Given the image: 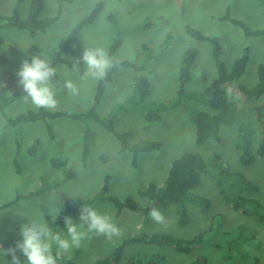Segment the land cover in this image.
<instances>
[{
	"label": "rangeland",
	"instance_id": "1",
	"mask_svg": "<svg viewBox=\"0 0 264 264\" xmlns=\"http://www.w3.org/2000/svg\"><path fill=\"white\" fill-rule=\"evenodd\" d=\"M97 1L102 5L99 13L91 23L79 30L75 40L62 53L70 65L58 63L54 66L57 69L59 85L52 86L58 103L54 108H47L49 110L82 112L89 108L97 80L84 76L85 66L79 58L87 48L102 47L108 50L114 37V31L106 20L108 13L113 15L117 26L122 28L120 45L112 58L145 64L143 74L150 82L149 92L144 98L146 102H166L174 96L181 52L184 49L195 51L189 68L190 80L184 85L186 91L202 90L215 77V67L209 56V44L187 35L184 32L185 24L218 38L225 48L221 59L228 68L243 48L247 47L248 60L244 72L236 80L237 83L252 86L256 82L258 64L264 65V34L246 37L242 35L239 27L218 19L229 9L232 16L248 27L262 28L264 0H72L61 4L60 15L53 24L43 31H36L33 36L25 30L0 28V99L21 87L16 73L23 61L27 60V47L36 44L41 57L48 58L63 41L68 30L86 15ZM29 2L30 0L20 2L18 14L21 18L26 16ZM14 3L15 0H0V16L9 15ZM56 7L55 0H43L39 16L54 14ZM146 21L153 24L147 28L136 27ZM167 34L168 44L154 57L144 61L141 45L145 44L155 50ZM132 75L133 71L124 67L114 72L112 81L104 89L96 106V112L105 115L110 111L114 115L113 129L126 131L127 140L131 143L142 140L160 143L157 150L138 152L134 166L131 164L129 150L118 152L115 136L98 123H82L67 117L48 119L47 123L53 135L49 138L42 121L21 122L13 127L4 125V116L12 117L19 112L37 108L30 98L26 99L27 93L3 108V115L0 113V205L11 200L15 194H26L36 188L41 178H61L63 170L51 166L52 158L65 159V168L72 171V176L61 182L58 192L49 190L36 196L20 198L0 209V246L3 249L14 248L17 241L22 239V224L45 221L49 227L67 236L65 225H52L54 216L63 207L64 198L90 197L100 189L106 174L109 176V194L124 203L136 207L143 206L146 200L137 190L144 188L149 182L159 185L170 162L186 151L198 152L206 160L207 167L213 168L216 165L214 173H218V168L223 167L241 176L245 181L255 183L256 189L241 190L240 194L254 199L258 213L264 212V153L262 156L253 155L254 159L248 165L239 164L234 123L220 126L218 140L209 137L198 145L194 142V127L183 108L163 110L158 122L149 123L144 122L141 112L137 109H119L118 105L124 103L131 92ZM66 80H71L77 86V94L73 95L65 88ZM256 102L262 105L264 115V93ZM257 138L258 131L255 130L252 135V150ZM34 139V153L29 155L26 148ZM84 139L87 143V153L82 162ZM12 160L18 164V172ZM208 172L209 170L201 173L199 183L191 190L192 194L205 198L207 204L203 206L186 203L183 224L177 223L174 203L160 208L166 217V223L157 224L149 215L143 222L140 211L123 208L116 213L112 204L105 199L91 201L89 206L114 219L121 229V234L108 239L103 235L87 233L79 248H73L62 256L69 257L79 249L74 259L75 264H92L107 257L114 246L134 233H168L188 239L205 229L211 218L215 217L213 222L218 221V229L220 227L221 232H230L224 236L225 240L232 239V242L228 246L222 243L220 249L214 247L212 242L197 247L195 251L203 255L205 264H238L239 261L241 264H264V217L244 216L234 212L223 202L218 187ZM83 206L69 204L66 216L79 223L80 209ZM213 230L215 232V229ZM241 250L245 253L243 251L241 254ZM17 254L21 252L17 250ZM135 254L152 255L157 264H188L192 259L191 256L176 252L167 245L127 242L117 264H124ZM0 264H9V256L0 255ZM58 264L63 263L58 260Z\"/></svg>",
	"mask_w": 264,
	"mask_h": 264
},
{
	"label": "trees",
	"instance_id": "2",
	"mask_svg": "<svg viewBox=\"0 0 264 264\" xmlns=\"http://www.w3.org/2000/svg\"><path fill=\"white\" fill-rule=\"evenodd\" d=\"M22 0H15L9 15L0 16V28H15L17 30H25L30 36L36 31H43L48 26L53 24L60 15L61 4L69 3L72 0H55L57 7L55 13L50 16L40 17L39 14L43 8V0H30L27 14L21 18L18 14V7ZM101 2L96 4L89 12L79 19L67 32L63 41L58 47L53 50L52 54L47 58L54 67L58 63L70 65L62 56L63 51L72 43L79 30L91 23L101 9ZM221 21H228L230 24L240 28L243 36L255 37L264 34V26L258 29H252L244 24L240 19L232 16L229 9L218 18ZM106 20L114 31V37L108 47V55L112 60V67L108 70L103 79L97 80L92 101L89 108L82 112H67L64 110H49L45 107H37L35 110H25L19 112L12 117H5V126H16L21 122L42 121L45 123L46 133L51 138L52 131L47 120L54 118L67 117L74 121L82 123L92 121L100 124L106 130L111 132L118 141V152L129 150L131 154V164L134 166L136 154L138 152H146L157 150L160 146L158 141L142 140L131 143L127 140L128 133L126 131H115L113 129L114 115L109 111L105 115L96 112L102 93L106 86L112 81L113 74L119 68H129L133 71L131 77L132 89L130 94L124 100V103L118 105V108L137 109L141 112L144 122H158L160 120V112L163 110L183 108L188 114L189 121L194 127V142L201 144L205 139L212 137L218 140V132L222 124L234 123L236 125V146L239 148L238 162L242 166L248 165L253 161V155L262 156L264 153V115L262 113V105H259L256 100L264 93V65L258 64L256 68V82L252 86H244L237 83V79L245 70L248 60V49L243 48L241 54L232 62L228 68L224 65L221 56L225 48L219 43L216 36L206 35L198 29L185 24L184 32L201 41H206L209 44V56L215 67V77L202 90L186 91L185 83L190 80L191 73L189 71L192 65L195 51L193 49H184L181 52L180 64L177 72V84L175 87L174 96L166 102H146L144 98L147 96L150 89V82L143 74L145 64L134 63L129 60H114L112 55L120 45L121 27H118L114 17L108 13ZM153 23L150 21L136 25V27L147 28ZM169 35L167 34L163 42L155 49H150L147 45L142 44L141 49L144 54L143 60L154 57L168 44ZM2 38L0 37V45ZM264 46V43H263ZM27 60H31L34 56H41L40 50L36 44H31L27 47ZM51 83L57 87L59 85L57 75L52 78ZM24 92L22 86L10 92L0 99V113L3 115V108L16 98H20ZM233 93L235 96H233ZM117 108V109H118ZM258 131V138L255 141V147L252 150V135L254 131ZM86 131V130H85ZM84 135L86 136V132ZM36 139L31 145L26 148L29 155L34 153ZM18 151V150H16ZM87 153V143L84 139L82 148V162L85 160ZM65 159L52 158L50 159L51 166L63 170L61 178L46 180L41 178L38 186L26 194H15L11 200L3 202L0 209L10 205L12 202L24 197H32L52 190L58 192V187L63 180L69 179L72 176V171L65 168ZM12 164L18 172V164L12 160ZM214 167H217L216 165ZM214 167H207L206 160L196 151H186L174 158L167 169V172L159 185L149 182L144 188L138 189L137 193L145 198L146 202L141 207H136L131 204L120 201L117 197L108 193L107 183L109 176H103V181L100 189L90 197L81 199L77 197H65L63 207L56 213L52 224L54 226L64 227L63 219L69 210V204H82L89 206L90 202L97 199H105L112 204L116 213L121 209L137 210L143 215V222L146 221L148 212L151 207L162 208L167 204L174 203L176 206L177 223L185 222L184 205L186 203L193 205L207 204V200L198 195L192 194L191 190L195 187L201 177V173L209 170L208 175L213 179L218 187V192L225 204H227L234 212L244 216L252 215L258 218L264 217V212L258 213L256 210L257 202L240 194L241 190L256 189V184L250 181H245L236 173H231L223 167H219L218 173H214ZM212 170V171H211ZM211 171V172H210ZM212 217L208 226L201 232L196 233L188 239L179 238L168 233H145L137 232L124 238L119 242L110 254L94 261L92 264H117L120 260L123 246L127 242H143L154 245H167L174 251L191 256L188 264H205L204 257L196 252L197 247H202L206 242H212L214 247L220 249L222 243L227 246L232 242V239L225 240L224 237L228 231L218 229V221L213 222ZM217 225V226H216ZM216 226V227H215ZM215 227V228H214ZM215 229V232L214 230ZM214 232V234H212ZM233 236V235H232ZM233 238H235L233 236ZM235 240V239H234ZM250 241V240H248ZM80 250L76 249L69 257L61 256L58 260L63 264H75L74 259ZM244 251V250H243ZM242 250L240 253L242 254ZM245 253V251H244ZM17 254V253H16ZM22 261L26 260L23 254H17ZM9 256V264H11V254ZM244 256V255H243ZM242 256V257H243ZM152 255L135 254L130 256L124 264H157V261ZM238 264H241L240 261ZM243 264V263H242Z\"/></svg>",
	"mask_w": 264,
	"mask_h": 264
},
{
	"label": "clouds",
	"instance_id": "3",
	"mask_svg": "<svg viewBox=\"0 0 264 264\" xmlns=\"http://www.w3.org/2000/svg\"><path fill=\"white\" fill-rule=\"evenodd\" d=\"M79 59L85 66L86 78L103 79L112 67V60L102 47L84 49ZM56 74L57 69L46 57L41 56L32 57L30 62L24 60L16 73L19 78L18 84L27 93L26 99L30 98L36 107L45 108H54L58 103L51 83ZM64 86L71 94L78 93L77 86L71 80H66ZM148 215L157 224L166 223V217L159 207H151ZM79 221L76 223L72 217H64L67 236L49 227L45 221L22 224L20 226L22 239L17 241L14 248L5 250L0 246V255L11 254V264H58V259L63 253L81 246L87 233L103 235L108 239L121 234V229L110 215L100 213L92 206L86 205L80 209ZM17 250L26 260L20 259L16 254Z\"/></svg>",
	"mask_w": 264,
	"mask_h": 264
},
{
	"label": "crops",
	"instance_id": "4",
	"mask_svg": "<svg viewBox=\"0 0 264 264\" xmlns=\"http://www.w3.org/2000/svg\"><path fill=\"white\" fill-rule=\"evenodd\" d=\"M17 201V200H16ZM53 221V220H52ZM53 225V224H52Z\"/></svg>",
	"mask_w": 264,
	"mask_h": 264
}]
</instances>
